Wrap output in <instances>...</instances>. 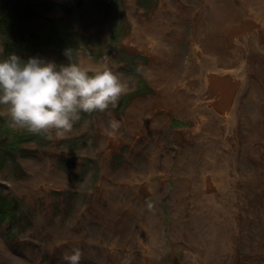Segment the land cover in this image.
<instances>
[{
	"label": "rangeland",
	"instance_id": "obj_1",
	"mask_svg": "<svg viewBox=\"0 0 264 264\" xmlns=\"http://www.w3.org/2000/svg\"><path fill=\"white\" fill-rule=\"evenodd\" d=\"M162 1L0 0V194L10 198L12 213L0 220V264H264V173H257L247 153L254 142L257 166L264 163V92L257 97L262 110L255 116L247 108L252 84L238 82L242 96L232 93L243 102L232 99L225 115L231 116L236 106L241 121L232 140V187L219 189L207 174L214 197L187 191L177 213L168 200L176 174L164 182L167 191L155 197L149 185L159 178L145 181L144 173L131 171L137 166L143 170L152 153L163 152L161 141L155 146L148 134L138 143L128 138L136 130L134 119L147 124L150 108L155 114L152 127L164 131L168 154L164 152L172 162L180 150L191 149L197 131L203 148L214 145L219 155L221 151L230 157L225 126L218 133L203 127L191 131V116L172 108L190 66L177 49L187 50V44L174 46L175 55L164 53L174 62L170 76L158 71V62L150 65L145 51L137 48L147 38L126 40L132 20L141 29L147 27L144 32L150 37V24L165 22L169 35L182 39L184 26L176 25L181 17L174 7L184 4V18H191L190 7L200 5L199 0H168L171 5L166 7L160 6ZM229 9L228 23L213 36L211 50L238 53L237 66L234 61L229 68L235 73L258 69L264 81V1L231 0ZM261 22L262 34L252 43L260 49H252L250 39L242 37ZM229 25L233 27L228 30ZM109 69L113 73L105 75ZM85 70L98 71L97 80L74 90L73 78ZM110 74L116 75L111 82ZM186 81L182 97L188 103L194 91ZM138 99L141 108L127 125L121 119ZM252 125L256 130L249 132ZM181 129L187 131L185 139L172 138ZM112 133L118 139L101 161ZM104 179L116 188L112 204L102 197L89 202ZM128 186L136 192H128ZM152 207L161 238L150 244L142 239V216ZM172 216L176 221L170 226ZM150 246L158 248L151 259Z\"/></svg>",
	"mask_w": 264,
	"mask_h": 264
},
{
	"label": "bare ground",
	"instance_id": "obj_2",
	"mask_svg": "<svg viewBox=\"0 0 264 264\" xmlns=\"http://www.w3.org/2000/svg\"><path fill=\"white\" fill-rule=\"evenodd\" d=\"M184 1V0H182ZM246 4L250 0H242ZM255 1H264V0H255ZM200 5H194L190 7V17L184 18L183 7L184 4L180 3L178 8L175 6L177 12L179 11L180 19L176 20L175 23L178 26H184L183 37L170 36L169 27L163 22L159 25V21H155L150 24V32L152 37L145 34L146 29H141L138 24L133 22V30L130 35L126 37V40L132 39L134 37H145V44L137 46L138 49L145 51V53L150 58V65L159 63V72L164 74H171L173 70L170 71L169 65H173V61H170L168 57H165L164 53L171 52L174 54L173 47L178 46L182 43L187 44V50L177 49L179 52L183 53V57H187L189 60L187 62L189 73L183 77L182 81V91L179 97H176L172 101V108L185 115L186 117L191 116V124L194 131L196 129L201 130L202 127L207 130L218 133V128L220 126H225L224 128L227 131V136L224 141L227 143V148L230 152V157L227 153L221 152L220 155L216 152L215 146L213 148L210 146L208 148H203L201 142V133L198 131L194 134V142L190 150H180L175 161L172 162V158L169 155H166L168 147L164 144V131L154 129L152 119L155 114L154 110L151 108L146 113L145 119L148 121L144 125V121L137 122L136 115L141 108V100L138 99L134 105L131 107L129 114H126L121 120L127 125L129 124V118H133L132 123L134 124L132 128L136 129L131 131L128 134V138L131 142L138 143L142 138H145L147 134L153 141L156 146L158 141H161L160 145L163 149V152L156 154L155 152L151 154V157L147 158L142 164L144 165L143 170H138V166L132 168V172L135 175H140L144 173L143 179L145 181L151 180L153 177H158L159 181L150 183L149 190L155 197L162 196L167 188L164 184L167 178L170 175H175V186L170 191L168 200L171 205L176 206L177 213L182 206L183 193L187 191H192L197 196L208 195L209 198L214 197V195L209 194V188L207 186L208 176L212 181L218 186L219 189L225 190L232 187V181L230 180V174L234 166V157H233V147L234 144L232 140H235L238 129L241 130V121L238 117L239 109L232 106L231 116H225L228 114V108L232 102V99L235 101H240L237 95H233L234 90L237 91L239 96H242L238 92V82L245 81L251 83L253 89H251L249 94H247V101L249 102L248 109L253 116L256 115L258 111H261L262 108L258 105L257 97L261 92H264V81L261 73L258 69H253L251 71L240 70L239 72H233L229 67L230 63L237 62L240 59H237L238 53L222 50H214L211 48V41L213 36L218 31L225 29L227 25L228 18H225L227 12L230 10L231 0H199ZM171 3L168 0L160 2V6H168ZM189 16V14H188ZM173 18H168L171 20ZM242 23V20L238 22ZM233 26L229 25L228 30ZM263 24L262 22L257 24L253 29H250L245 32L242 38H249L251 44L256 41V36L262 34ZM176 33H181L182 30L178 29V32L175 28H172ZM228 34L224 32L223 38ZM238 36V35H237ZM252 49L259 50L260 46L257 43L251 45ZM212 49V50H211ZM204 58L201 59V58ZM252 57V53L250 54ZM163 60V61H162ZM196 63V61H198ZM247 61H250L248 59ZM179 71V66L176 67ZM233 74L232 79L231 73ZM178 73V72H177ZM177 75V74H176ZM176 77V76H175ZM174 77V78H175ZM187 78H190L186 81ZM174 80V79H173ZM172 80V81H173ZM186 81L187 89L194 91L191 101L186 103L182 97V92L184 90V82ZM172 82H170L171 84ZM170 84L166 87L169 89ZM197 90V93L195 92ZM162 101L168 103V98L164 96ZM243 104L242 99L240 101ZM188 105V108L185 110L184 107ZM196 110V113L193 112ZM222 111V113H221ZM151 120V121H150ZM253 123V121H252ZM254 125V124H253ZM252 125V126H253ZM188 129V128H186ZM186 129H181L179 131L175 130L172 134V138L176 140L185 139ZM217 129V130H216ZM256 130L253 126L250 127V131ZM130 131V129H129ZM254 134V132L252 133ZM192 135V133H190ZM225 135V134H223ZM251 136V134H250ZM257 136V131L255 132V137ZM110 140L107 142L104 151L100 155L101 161H106L110 151L113 149V142H116L118 139L115 136V133L109 135ZM199 140V146L194 145V143ZM130 142V143H131ZM106 149V150H105ZM166 151V152H164ZM249 152V153H248ZM249 159L254 162L257 173H264V163L260 162L257 166V157H256V144L253 142L250 149H247ZM168 154V152H167ZM126 170V168L124 169ZM145 170V172H144ZM108 173V170L104 167L103 172ZM104 179L100 181V185L97 188V192L90 196L88 201L91 202L97 198L102 197L103 201L111 205L112 201L116 195V188L112 189L111 185ZM142 184H138L140 186ZM214 190L215 188L212 187ZM127 191L135 193L136 191L132 186L127 187ZM207 198V196H205ZM142 205V203H140ZM113 208V206L111 207ZM109 215H113V210H110ZM158 214L154 207L149 209V214L142 216V220L145 224V230L142 233L143 241L145 243H154L158 242V237H160L159 231V221L157 219ZM197 221H200V217L197 215ZM176 219L172 216L170 226L175 223ZM178 231L182 230L179 226L177 227ZM158 251L157 247L150 246V257H154Z\"/></svg>",
	"mask_w": 264,
	"mask_h": 264
},
{
	"label": "water",
	"instance_id": "obj_3",
	"mask_svg": "<svg viewBox=\"0 0 264 264\" xmlns=\"http://www.w3.org/2000/svg\"><path fill=\"white\" fill-rule=\"evenodd\" d=\"M96 78H97L96 72H91V71L79 72L75 76L72 82V88L74 90H80L85 85L93 83L96 80Z\"/></svg>",
	"mask_w": 264,
	"mask_h": 264
},
{
	"label": "trees",
	"instance_id": "obj_4",
	"mask_svg": "<svg viewBox=\"0 0 264 264\" xmlns=\"http://www.w3.org/2000/svg\"><path fill=\"white\" fill-rule=\"evenodd\" d=\"M10 209V198L0 194V220L5 221L10 219L12 213L9 212Z\"/></svg>",
	"mask_w": 264,
	"mask_h": 264
},
{
	"label": "flooded vegetation",
	"instance_id": "obj_5",
	"mask_svg": "<svg viewBox=\"0 0 264 264\" xmlns=\"http://www.w3.org/2000/svg\"><path fill=\"white\" fill-rule=\"evenodd\" d=\"M127 54H128V55H131L132 53L128 51ZM85 71H94V70H85ZM113 71H114L113 69H109V70L105 71V75L108 74V73H113ZM96 72H97V75H98V71H96ZM97 78H98V76H97ZM113 78H116V75H114V74H110V75H109V81L111 82ZM96 80H97V79H96ZM117 82H118V81H116L115 83H117ZM118 102H119V101H118ZM117 104H118V103H117ZM104 106H105V103L102 104V107H104ZM115 107H116V106H115ZM155 108L158 109V110H159V109L162 110V107H161L160 105L155 106Z\"/></svg>",
	"mask_w": 264,
	"mask_h": 264
}]
</instances>
